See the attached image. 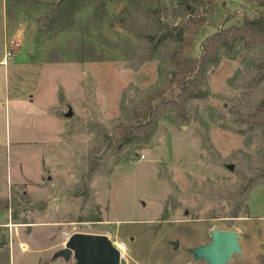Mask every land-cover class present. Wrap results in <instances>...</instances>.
<instances>
[{"label": "rangeland", "instance_id": "1", "mask_svg": "<svg viewBox=\"0 0 264 264\" xmlns=\"http://www.w3.org/2000/svg\"><path fill=\"white\" fill-rule=\"evenodd\" d=\"M59 1L0 0V204L20 203L0 206L7 244L0 264H76L52 259L75 233L124 243L127 264H206L188 250L209 244L212 230L238 234L241 253L227 264H264V184L250 191L248 212L237 218L221 199L259 152V135H241L228 111L240 99L239 80L227 81L243 69L241 59L224 57L209 71L210 97L191 105L188 122L161 121L147 145L121 154L89 183L90 158L105 164L102 152L93 153L99 132L120 122L123 97L134 99L156 81L158 60L143 37L158 21L179 22V4L84 0L70 23L50 27ZM248 2L226 0V14L239 20L251 12ZM213 16L219 25L223 9ZM214 31L202 29L197 55Z\"/></svg>", "mask_w": 264, "mask_h": 264}, {"label": "trees", "instance_id": "2", "mask_svg": "<svg viewBox=\"0 0 264 264\" xmlns=\"http://www.w3.org/2000/svg\"><path fill=\"white\" fill-rule=\"evenodd\" d=\"M127 1L136 8L140 5L139 0ZM248 3L251 12L240 13V19L235 21V15L226 14V0H178L179 22L169 25L158 21L155 33L143 37L149 44L150 56L158 60L156 81L151 87L140 91L134 99L123 97L120 122L110 131L104 129L99 132L98 147L93 149V153L102 152L105 164L96 163L95 158H90L86 171L89 183L94 175L116 165L121 154H127L131 148L140 149L147 145L161 121L188 122L191 105L210 97L206 82L209 71L224 57L233 60L240 58L243 69L227 81L233 85L234 80H239L237 88L241 90L240 99L228 111L233 122L242 127L239 130L241 135H259V152L257 161L247 166L248 171L238 173L236 184L224 196L221 195V199L231 201V218L248 212L246 201L250 191L264 184V0H249ZM83 5L84 0H60L57 11L49 18L50 27H64ZM219 8L223 9L225 17L217 25L213 23V15ZM206 25L212 26L215 31L199 44L200 52L197 55L196 41ZM110 159L112 164L107 163ZM89 194L87 191L83 195V204L87 202ZM20 200H27L25 192ZM1 205H9L13 209L19 207L20 203L11 199L10 203L6 200ZM12 220H17L15 209ZM20 223L28 222L24 220ZM5 245L4 238L0 237V248Z\"/></svg>", "mask_w": 264, "mask_h": 264}, {"label": "water", "instance_id": "3", "mask_svg": "<svg viewBox=\"0 0 264 264\" xmlns=\"http://www.w3.org/2000/svg\"><path fill=\"white\" fill-rule=\"evenodd\" d=\"M41 20V19H40ZM69 112L66 117H71ZM232 169V166H229ZM211 242L207 245L189 249L194 260H204L206 264H227L236 253L240 254L238 234L232 231L212 230ZM174 250H178L179 241L172 242ZM74 259L76 264H127L121 258L112 241L105 235L75 233L65 240L64 247L56 252L52 259Z\"/></svg>", "mask_w": 264, "mask_h": 264}, {"label": "built area", "instance_id": "4", "mask_svg": "<svg viewBox=\"0 0 264 264\" xmlns=\"http://www.w3.org/2000/svg\"><path fill=\"white\" fill-rule=\"evenodd\" d=\"M112 244L118 250L120 257L124 259L127 253L126 245L118 241H112Z\"/></svg>", "mask_w": 264, "mask_h": 264}, {"label": "crops", "instance_id": "5", "mask_svg": "<svg viewBox=\"0 0 264 264\" xmlns=\"http://www.w3.org/2000/svg\"><path fill=\"white\" fill-rule=\"evenodd\" d=\"M50 182V181H49ZM51 183V182H50ZM48 185V184H47ZM47 185H45V186H47ZM63 203V202H62ZM39 224H36V226H32L33 228H36V227H40V226H38ZM19 228H21V227H19ZM26 247H27V245H25ZM29 250V249H28ZM34 254V253H33ZM37 259V261H39L41 258L40 257H36ZM33 264H35V263H33Z\"/></svg>", "mask_w": 264, "mask_h": 264}]
</instances>
